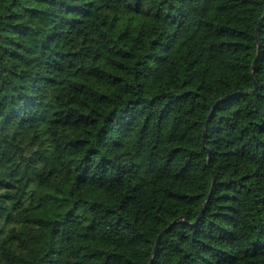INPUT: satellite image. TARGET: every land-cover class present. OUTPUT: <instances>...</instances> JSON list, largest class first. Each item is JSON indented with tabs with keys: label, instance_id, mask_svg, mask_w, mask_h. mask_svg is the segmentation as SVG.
<instances>
[{
	"label": "trees",
	"instance_id": "trees-1",
	"mask_svg": "<svg viewBox=\"0 0 264 264\" xmlns=\"http://www.w3.org/2000/svg\"><path fill=\"white\" fill-rule=\"evenodd\" d=\"M263 15L0 0V264H264Z\"/></svg>",
	"mask_w": 264,
	"mask_h": 264
},
{
	"label": "water",
	"instance_id": "water-1",
	"mask_svg": "<svg viewBox=\"0 0 264 264\" xmlns=\"http://www.w3.org/2000/svg\"><path fill=\"white\" fill-rule=\"evenodd\" d=\"M263 20H264V15L261 17L259 25L262 23ZM258 30H259V27H258ZM258 30H257V31H258ZM257 42H258V51H257V56H256V58H255L254 61H253V68H255L256 63H257V58H258V56H259V54H260V46H259V37H258V35H257ZM213 181H215V178H213ZM159 238H160V237H159ZM158 245H159V239H158V241H157V243H156V245H155V247H154V256H155L156 253H157ZM149 264H152V261H151Z\"/></svg>",
	"mask_w": 264,
	"mask_h": 264
},
{
	"label": "rangeland",
	"instance_id": "rangeland-1",
	"mask_svg": "<svg viewBox=\"0 0 264 264\" xmlns=\"http://www.w3.org/2000/svg\"><path fill=\"white\" fill-rule=\"evenodd\" d=\"M71 260H72L71 249L68 247H65L63 254H62V262L63 264H70Z\"/></svg>",
	"mask_w": 264,
	"mask_h": 264
}]
</instances>
